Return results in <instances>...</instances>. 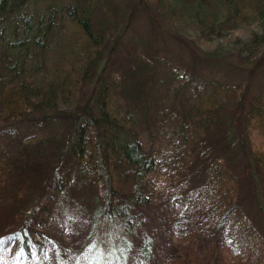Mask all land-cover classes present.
I'll return each instance as SVG.
<instances>
[{"label": "trees", "instance_id": "16d2710c", "mask_svg": "<svg viewBox=\"0 0 264 264\" xmlns=\"http://www.w3.org/2000/svg\"><path fill=\"white\" fill-rule=\"evenodd\" d=\"M42 1L0 0V127L27 131L7 132L12 155L0 144V199L9 197L0 204V264H38L36 257L58 264L74 253L86 259L103 222L129 239L112 253L114 264L132 249L135 264H264V235L243 207L215 100L193 118L155 111L156 132L140 130L147 148L133 130L131 115L150 110L153 68L166 65L134 47L115 58L141 0L123 26L101 0H46L43 10ZM217 3L241 21L264 17V0ZM212 85L233 100L244 90L243 83ZM246 104L237 106L246 138L239 148L264 198V83Z\"/></svg>", "mask_w": 264, "mask_h": 264}, {"label": "rangeland", "instance_id": "374dc122", "mask_svg": "<svg viewBox=\"0 0 264 264\" xmlns=\"http://www.w3.org/2000/svg\"><path fill=\"white\" fill-rule=\"evenodd\" d=\"M136 1L101 0L113 7L116 19L122 26L128 9ZM217 1L141 0V4L138 2L140 5L136 17L132 19L129 29L122 36L115 58L118 60L134 47V50L140 51V55L155 54L166 63L153 68L155 85L148 100L150 110L144 113L145 116L131 115L133 130L138 131L145 148L148 147V138L146 132L140 130L147 125L151 134L156 132L152 123L155 111L165 108L175 114L177 119H181L183 115L193 118L197 117L196 112H199L197 108H200L204 101L215 100L216 113L230 137L232 167L241 181L243 207L264 235V198L248 153L244 157V152L242 155L240 153V144L246 143V138L238 118L240 108L237 107L241 105L242 110L245 109L249 97L264 83V61L261 63L264 53L258 51L264 49V23L261 24L264 17L253 13L248 21H241L232 8L223 4L221 6ZM45 2L46 0L38 4L40 9L43 10ZM252 35L261 36L262 39L253 43ZM58 39L54 34L50 36L48 44L52 45ZM245 45L250 49L248 47L245 49ZM50 51L45 58L51 57L48 56ZM172 70L185 74L183 77L180 74L172 78L170 75ZM213 82L223 85L243 83L244 90L241 95L239 94V100H233L228 94L215 93ZM85 99L87 95L84 96ZM33 117V120L37 118L36 115ZM8 131L14 136H22L27 131L26 128L19 126L0 127V144L7 154L12 155L11 145L7 140ZM53 132L52 129L51 133ZM120 134L116 135L119 140L122 135ZM43 135L46 136V133ZM253 136L257 138L254 134ZM152 142L156 141L152 139ZM42 155H46V152L37 154L39 160ZM0 204H9V197L3 196ZM79 208L82 213H87L88 207ZM127 239V236H121L116 225L103 222L95 230L91 240V251L89 250L86 259L83 254L80 256L74 253L67 255L66 259H60L58 264H114L112 253L120 251L121 241ZM132 250L127 252L122 248L125 255L119 252L117 264H135L138 256ZM83 258L88 260V263H81ZM36 259L38 261H35L41 264V260L37 257ZM16 264L31 263H24L19 258Z\"/></svg>", "mask_w": 264, "mask_h": 264}]
</instances>
